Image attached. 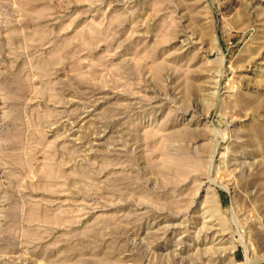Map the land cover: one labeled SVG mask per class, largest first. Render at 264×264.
I'll use <instances>...</instances> for the list:
<instances>
[{
    "label": "rangeland",
    "instance_id": "1",
    "mask_svg": "<svg viewBox=\"0 0 264 264\" xmlns=\"http://www.w3.org/2000/svg\"><path fill=\"white\" fill-rule=\"evenodd\" d=\"M0 264H264V0H0Z\"/></svg>",
    "mask_w": 264,
    "mask_h": 264
},
{
    "label": "bare ground",
    "instance_id": "2",
    "mask_svg": "<svg viewBox=\"0 0 264 264\" xmlns=\"http://www.w3.org/2000/svg\"><path fill=\"white\" fill-rule=\"evenodd\" d=\"M211 227V226H210ZM219 229V228H218ZM207 231H209V230H207ZM211 232V231H210Z\"/></svg>",
    "mask_w": 264,
    "mask_h": 264
}]
</instances>
